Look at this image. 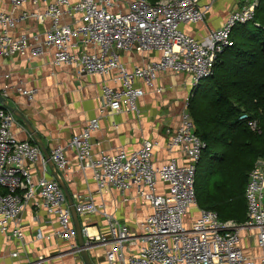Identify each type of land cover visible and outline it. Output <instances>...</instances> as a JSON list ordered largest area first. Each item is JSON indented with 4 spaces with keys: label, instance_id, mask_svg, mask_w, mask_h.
<instances>
[{
    "label": "built area",
    "instance_id": "built-area-1",
    "mask_svg": "<svg viewBox=\"0 0 264 264\" xmlns=\"http://www.w3.org/2000/svg\"><path fill=\"white\" fill-rule=\"evenodd\" d=\"M11 10L0 9V77L3 57L29 52L54 51L56 65H74L80 75L103 77L100 114L139 113L138 99L153 87L161 72L186 73L192 87L184 100L181 123L167 128L164 144L145 138L140 147L115 152L96 150L94 133L100 117L88 121L66 143L58 142L50 151L54 167L66 174L71 167L69 152L83 173H90L96 193L116 192L125 204L149 211L131 226L107 210L105 200H97L91 189L72 196L83 219L86 246L95 264H264V164L250 170L245 189L247 220H222L212 209L201 208L195 189L197 164L207 142L195 129L190 101L201 80L213 73L217 56L231 46L232 31L239 23L254 19L259 0H244L223 24L202 37L182 29L183 24L206 20L216 0H9ZM30 2L33 9H24ZM43 4V5H42ZM42 5V6H41ZM34 20L50 22L45 36L15 35L18 24ZM139 50L157 55L142 65L129 68L122 51ZM33 99L36 89L23 81L4 82L0 93L8 99L10 90ZM156 91H162L161 87ZM248 118V113L241 115ZM15 114L0 104V233L20 248L0 253V264H51L56 258L71 256L72 264H85L67 196L50 168L40 144L19 139L14 132ZM114 125H117L113 123ZM252 129H258L254 119ZM168 156L160 161L158 152ZM37 166L40 168L37 169ZM44 209L53 230L38 228L33 241L40 242L34 254L26 250L24 213L29 204ZM194 209H197L194 211ZM100 215L102 223H92ZM253 230V234H251ZM247 239L256 243L251 250ZM57 246L58 251H46ZM254 249V250H253ZM100 250L101 253L94 251Z\"/></svg>",
    "mask_w": 264,
    "mask_h": 264
},
{
    "label": "crops",
    "instance_id": "crops-1",
    "mask_svg": "<svg viewBox=\"0 0 264 264\" xmlns=\"http://www.w3.org/2000/svg\"><path fill=\"white\" fill-rule=\"evenodd\" d=\"M243 3L244 0H216L204 22L183 24L181 27L196 37H202L209 29L221 26L228 14ZM33 8L30 2L24 6V9L28 10ZM0 9L10 11V1L0 0ZM49 26V21L38 24L34 20H28L18 24L14 34L26 33L31 36L37 33L44 37ZM156 55L136 49L121 52V58L129 68L142 65ZM53 59V49L38 55L29 52L26 55L3 57L2 74L9 73L10 78L7 79L3 75L0 77V85L4 82L14 85L23 81L26 87L36 89L33 99H29L15 89L10 90L8 104L26 116L36 136L42 139L49 152L56 143H66L73 135L79 133L94 117H100V128L93 135L95 149L107 152H115L120 147L128 151L134 150L140 147L145 138L156 139L164 144L167 138L166 129H175L180 125L184 100L192 87L191 75L171 71L161 72L153 87L142 83L146 93L138 99L139 113H114L108 110L103 115L100 114L103 77L94 74L80 75L74 65H56ZM158 87H161L162 91H156ZM15 116L14 132L18 138L36 140L26 123ZM68 154L72 165L66 174L60 172V175L72 195L75 192L87 193L91 189L97 200H105L109 212L115 213L131 226L147 214L149 208L142 207L136 210L133 205L123 203L116 192L98 195L90 173H83L78 168L73 152ZM167 156L163 148L159 150L160 161ZM48 164L50 168L48 174L52 176L54 166L49 161ZM37 169L40 168L37 166ZM48 218L44 209L36 211L32 203L24 213V230L28 239L25 246L31 257H34L37 247L42 244L33 241V233L38 228L45 232L53 230ZM92 219L100 224L103 221L100 215H94ZM16 248L23 250L19 242L15 240L7 242L5 236L0 233V253L6 254L7 262L19 261L7 255L10 250ZM45 250L58 251L57 246H50ZM58 260L54 261L55 264H58Z\"/></svg>",
    "mask_w": 264,
    "mask_h": 264
},
{
    "label": "trees",
    "instance_id": "trees-1",
    "mask_svg": "<svg viewBox=\"0 0 264 264\" xmlns=\"http://www.w3.org/2000/svg\"><path fill=\"white\" fill-rule=\"evenodd\" d=\"M232 40L194 91L189 110L196 133L207 142L197 164L198 205L217 211L222 220L244 223L248 175L264 160V0L252 21L234 27ZM244 113L248 118H241Z\"/></svg>",
    "mask_w": 264,
    "mask_h": 264
},
{
    "label": "water",
    "instance_id": "water-1",
    "mask_svg": "<svg viewBox=\"0 0 264 264\" xmlns=\"http://www.w3.org/2000/svg\"><path fill=\"white\" fill-rule=\"evenodd\" d=\"M0 104L5 105V106H8V108L15 115H17L18 117H20L26 123V125L29 128V131L33 134V136H35L36 141L40 144L44 155L48 159L49 163L52 165L53 164V161L51 159L50 152L48 151V149H47L46 145L44 144V142L42 141V139H39L36 136L35 130H34L33 126L31 125L30 121L26 118V116H24L22 113H20L19 111H17L13 107H11L8 104V99L5 98L1 93H0ZM257 164H262L263 165L264 164V160L263 159H259L257 161ZM53 174L56 177V179L60 182V184H61V186H62V188H63V190H64V192H65V194L67 196L68 202L70 204L71 211H72L73 221H74L75 228H76V231H77V240L79 242V245L82 247L81 253H82V258L84 260V263L85 264H95L94 261H93V259H92V257H91V254H90V252L88 250V247L86 246V242H85V239H84V233H83V227H82L81 217L79 216V214H78V212L76 210L73 196H72V194H71L68 186L64 182V179L62 178V176L60 175L59 171L55 167L53 168Z\"/></svg>",
    "mask_w": 264,
    "mask_h": 264
},
{
    "label": "rangeland",
    "instance_id": "rangeland-1",
    "mask_svg": "<svg viewBox=\"0 0 264 264\" xmlns=\"http://www.w3.org/2000/svg\"><path fill=\"white\" fill-rule=\"evenodd\" d=\"M244 3H245V1H244ZM244 3H243V4H244ZM251 234H253V230H251ZM247 245L249 246L250 250H251L253 247H255V252H256L257 254L260 252V251H259V248L256 246L255 241H254V242L252 241V244H251V240L247 239ZM253 250H254V249H253ZM95 252L98 253V254H97L98 256H99L100 253H101L100 250L95 251ZM58 259H61V260H58ZM57 260H58V264H61L60 262H64V263H62V264H67V263H71V262H73V259H72L71 256H67V257H65V258H56V259H54V261H57ZM54 261H52L51 264H55Z\"/></svg>",
    "mask_w": 264,
    "mask_h": 264
}]
</instances>
